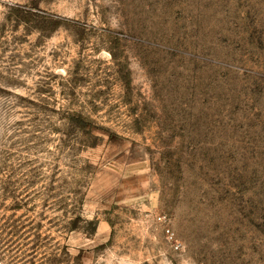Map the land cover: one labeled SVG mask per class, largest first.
<instances>
[{"label":"rangeland","instance_id":"obj_1","mask_svg":"<svg viewBox=\"0 0 264 264\" xmlns=\"http://www.w3.org/2000/svg\"><path fill=\"white\" fill-rule=\"evenodd\" d=\"M0 264H264V0H0Z\"/></svg>","mask_w":264,"mask_h":264}]
</instances>
